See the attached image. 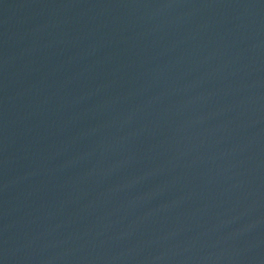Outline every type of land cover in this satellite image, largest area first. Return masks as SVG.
Masks as SVG:
<instances>
[{
  "label": "water",
  "instance_id": "1",
  "mask_svg": "<svg viewBox=\"0 0 264 264\" xmlns=\"http://www.w3.org/2000/svg\"><path fill=\"white\" fill-rule=\"evenodd\" d=\"M0 264H264V0H0Z\"/></svg>",
  "mask_w": 264,
  "mask_h": 264
}]
</instances>
